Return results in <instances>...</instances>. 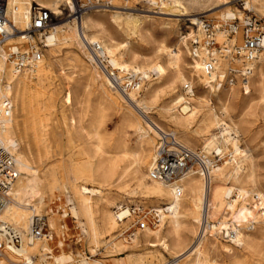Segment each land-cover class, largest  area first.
I'll return each mask as SVG.
<instances>
[{"label":"bare ground","instance_id":"obj_1","mask_svg":"<svg viewBox=\"0 0 264 264\" xmlns=\"http://www.w3.org/2000/svg\"><path fill=\"white\" fill-rule=\"evenodd\" d=\"M5 1L6 15L16 30L12 33L10 32V28L7 27L9 36L0 42V102L5 97H9L12 103V110L14 107V109H19L21 114H24L28 101L40 102L38 106V111L40 112L52 108L51 102L45 104L48 94L42 84L43 79H46L44 78L45 76L38 75V81L33 83L28 80L29 78H23L24 75L22 77L19 76L25 73V71L22 73L13 71L11 64L5 58L6 51L4 47L7 49L10 46L18 45L17 43L19 42L22 43L19 36L20 33L27 30L29 26V14L34 6H39L50 12L51 23L50 28H48L49 32L43 33V43H45L46 48H49L48 53L50 56L55 57L54 51L56 49L72 47L81 51L88 63L92 65L90 56L86 50L85 39L87 42H96L101 45L109 55L112 66L122 71L139 75L141 83L144 81L149 83L153 74L158 79L161 78V81H165L160 85L152 84L154 83L152 82L146 89H142V97L138 101L134 96H137V90L127 92L125 96L117 94L120 92L112 88L106 76L101 74L92 65L93 72L90 76V83L95 86L99 96V104L100 106L106 104L114 108L116 112L121 113L122 123L128 124L135 134L136 141L133 149H129L123 139L119 138L117 141L110 143L108 148L99 153V155L83 151L79 153L80 158L61 162L46 169L42 174H38L32 166L27 125L23 124L20 127L16 124L13 119L15 114L13 115L12 112L10 119L0 124V145L14 152L16 170H18L19 174L15 184L11 188L9 203L0 211V224L7 223L12 225L22 235L21 245L5 250L0 257V264H71V262L72 264H106L103 260H87L84 258L74 263L71 256L64 254L59 257H45V253H51V250L46 246L49 241L43 239L33 240L29 236L30 217L33 214L42 213L39 209L44 200V192L53 193L55 191L67 190L68 188L72 191L76 203L75 208H70L71 214H73L72 216L76 221L78 217L85 221L87 231L81 229V234L85 236L87 232L91 255L96 254L99 244L103 243L110 255L122 252V250L125 252L124 257L113 259L111 264H151V261L143 258L138 253H128L126 251L128 248L122 243L115 242V237H113L123 224L126 226L128 220L124 221V219L131 217V215L130 209H127L126 206L117 207L113 196H110L108 191L115 185H118L127 174L131 175L135 180L134 191L138 194V198L134 197L133 199L166 206L162 210L156 207L153 209V211L160 213L161 224L164 218L166 219L163 225L160 224L153 229H136L132 237L128 236L125 238L128 241L131 240V243H129L130 248L147 245V247L154 249L159 245L165 251L171 248L175 252V257L173 258L175 262H171V264L181 261L182 264H211L207 259V252L210 246L207 236L211 237V231L219 228L218 232L221 236L223 232L224 241L231 242L240 247L247 257L252 255L255 250V240L253 237L241 234L240 227L244 225L245 229L252 230L254 227L251 224L255 220L261 219L264 222V195L259 193L254 195L259 198L255 211L253 214H249V221L244 219V216L248 215L246 206L244 205V198L248 194H253L252 188L254 184L252 180H247L246 176H241L244 167L241 164L242 161H237V157L242 152L235 136L236 132L223 123L213 110L211 98L214 89L209 88L207 85L209 81L215 79L217 74L213 73L207 77L202 73V64L206 60L205 52L200 50L197 57H193L189 49L188 54L192 60L189 69H192L193 73L186 80L183 75V71L186 68H181L179 65L182 53L179 47L171 49L167 53L164 51L167 54L169 63L161 62L162 60L159 61L158 57L154 60H143L131 52L127 42L117 44L114 37L104 30L101 22L89 14L92 11L84 12L77 18L73 17L74 19L66 21L76 11L73 0ZM227 1L231 5L225 6L217 12V22L220 23L226 20L242 21V12L234 7L235 5L229 0ZM171 2L175 7L179 8V2ZM152 3L154 4L155 2L153 1ZM59 8H61L60 11H58ZM180 8L176 9L179 13L178 17H185L187 14L186 9L183 6ZM243 9L247 12L250 9H255L261 15H264V0H245ZM63 16L65 17L64 19L62 18ZM190 21L196 22L197 20L193 18ZM114 23L116 24V22ZM116 25L128 39L137 37L144 31L136 22L130 20H126L124 26ZM199 28V31H201L200 25ZM216 35L219 38L222 35L223 40L221 42L217 40V42L219 44L223 43L225 40L223 34L217 32ZM201 36L202 31L198 37L200 38ZM235 40L239 43L240 37L237 36ZM41 63L43 64L41 65ZM38 64L41 66H38ZM38 64L34 69L26 71H29L30 74H35L38 68L40 74L45 73L46 75H50L52 73L47 61L44 62L41 59ZM216 64L220 74H222L228 67L229 61L225 58L217 57ZM232 65L238 66L239 63L234 61ZM263 65L264 55H261L253 65V77L258 78L263 76ZM65 71H62V75L71 83L72 78L66 76ZM251 82L253 84L255 80L252 78ZM179 84H182L185 89L183 93L185 98L181 94L174 92L176 86ZM248 84L249 81H247L244 91L242 90L247 96L250 93ZM197 87L203 88L204 92H202V95L196 94ZM260 91L262 92L261 89ZM229 93H232L231 89L228 91ZM166 94H169V101L161 107L164 113V117L160 120L162 124H166V126L180 134L181 141L183 140L184 143H187L191 139L187 131L192 125L197 124L194 134L202 139L201 150L206 155H210L211 150L215 153L216 157L220 158L224 154H229L230 159L228 162L222 163L220 166H213L215 163L212 164L202 153L203 161L208 168V178L199 166H195L198 168L193 167L179 180L170 183H163L150 178L149 173L156 159V144L154 141L158 137L159 131H163L150 114L152 109L151 104L159 96ZM234 99H237V96ZM190 101L196 105H192ZM64 103L66 105L72 103L70 92L65 95ZM133 113H136L142 119L144 126ZM72 124H75L74 119H72ZM214 130L218 132L214 133ZM17 133H21L24 140H20L23 143V147L18 157H16V153L19 147L15 141ZM35 137V143H45V139L42 136L37 138L34 134ZM112 147L119 150L117 154L110 153ZM231 163L234 166L228 174V178L231 179L232 184H216L215 180H218L220 175H223L224 167ZM143 169L145 172H143ZM146 180H149L150 183H146ZM86 184L92 187L88 188ZM177 191H179V195ZM239 205H241L240 208H238ZM115 208L116 212L110 211ZM165 214L168 215L165 216ZM229 222L230 224H228ZM197 225L198 231L194 235V242L191 245L189 244L190 246H185L186 242L180 246L182 232H185V237L189 239V235L195 233ZM129 229L130 225L123 231V236ZM139 231L140 233H138ZM1 239L2 235L0 233ZM222 249L226 253L231 252V249L226 246H222Z\"/></svg>","mask_w":264,"mask_h":264},{"label":"rangeland","instance_id":"obj_2","mask_svg":"<svg viewBox=\"0 0 264 264\" xmlns=\"http://www.w3.org/2000/svg\"><path fill=\"white\" fill-rule=\"evenodd\" d=\"M101 1H106L108 3L102 6L98 5L84 8L81 12L76 13L78 5L75 0H73L76 11L66 21L77 18L84 12L92 11L89 12V14L101 22L104 30L114 37L117 44L127 42L131 52L143 60H154L158 57L159 61L162 60L161 62L169 63L166 53L171 49L179 47L183 53V55L181 53L179 65L181 68H186V71H183L186 80L189 79L190 75L193 73V70L189 69L192 60L189 57L188 51L191 47L190 42L192 37L201 35V31H199L200 28L198 27L199 22L206 20L215 24L218 23L216 20L217 12L222 10L225 6L231 5L227 0H153L155 2L154 4L152 0ZM171 1L179 2V8L183 6L189 16L186 14L185 17H178L179 13L176 9L179 8L175 7ZM234 7L242 12V18L253 16L264 23V15H261L257 10L250 9V11L247 12L241 6ZM60 10L61 8L58 9V11ZM96 10L98 12H94ZM62 18L64 19L65 17L63 16ZM193 18H196L197 21L191 22L190 19ZM125 19L136 22L142 27L144 29L142 34L128 39L116 25L124 26ZM114 22H116V24ZM48 32L49 29L44 34ZM44 34H41L42 37L40 36L38 39L43 41ZM150 38L152 41L149 40ZM216 39L221 42L223 40L222 35L220 38L216 35ZM4 49L6 51L5 47ZM48 51L49 48L43 49L42 60L44 62L47 61L48 67L52 72L50 75H46L45 73L40 74L37 68L35 74H30L29 71H25V73L19 76L22 77L24 75L23 78H29L28 80L33 83L38 81L40 75L45 76L44 78L46 79H43L42 84L44 90H46L48 94L45 100L46 103H44L48 104V102H51L52 108L40 112L38 111L40 102L28 101L24 114H21L19 109H14V107L12 110V114H15L13 119L16 124L20 127L23 124L27 125L30 155L32 157V166L35 171L38 174H42L46 169L61 162L76 160L81 157L79 153L83 151L99 155V153L108 148L110 143L117 141L119 138L123 139L129 149H133L136 141L135 134L132 129L129 128L128 124L122 123L121 113L116 112L114 108L106 104L100 106L99 96L95 86L90 83L93 67L88 63L82 52L72 47L62 48L56 49L54 51L55 57H52ZM42 64L43 63H41V65ZM41 65L38 64V66ZM63 70H66V76L72 78L71 83L62 75ZM253 76L254 72L248 79V89L250 90L248 96L242 91L241 85L238 82L235 86L222 90H214L211 98L213 110L216 112L219 119L236 132L235 136L242 152L237 157V161H242L241 164L244 167L241 176H246L247 180H252L254 184L252 188L253 194H248L244 198V205L248 213V215L244 216V219L247 221L250 219L249 214L251 215L254 213L257 202L259 201V198L254 195L256 193L264 195V101H262L264 100V74L258 78ZM252 78L255 80L253 84L251 82ZM164 81L165 80L161 81V78L158 79L153 74L149 83L147 81L142 82L143 84L141 83L140 92H137V96L134 95L136 100L139 101L141 99L143 90L146 89L149 84L154 82L152 84L160 85ZM230 89L232 93L228 94ZM68 92L71 93L72 103L70 105L64 103V97ZM174 92L184 96L183 93L185 89L182 84H179L176 86ZM202 92H204L203 88L197 87L196 94L202 95ZM117 94L121 95V93ZM235 96H237V99H234ZM168 99L169 94L161 95L151 104L152 109L150 114L161 126L162 132L173 133L177 141L191 151H201L212 164L215 163L213 166H220L222 163L228 162L230 159L229 154H224V156L220 158L218 156L216 157L212 150L210 151V155H206V153L201 150L202 139L194 134L197 124H194V126L192 125L189 129L190 131H187L191 139L188 140L187 143H184L183 140L181 141L182 138L180 134L166 126V124L160 122L164 117L161 107L168 103ZM190 103L196 105L191 101ZM133 114L144 126L142 119H140L136 113ZM72 119H74L75 124H72ZM217 132V130H214V133ZM34 134L37 138L42 136L43 139H45V143H35L34 139H36V137L34 138ZM15 137V141L18 143L19 147L16 153V157H18L23 147V143L20 142V140H24L21 133H17ZM156 142L157 138H155L154 143L156 144ZM118 151L117 148L112 147L110 153L117 154ZM233 166L232 163L227 164L223 169V175H220L219 179L215 180V183L218 185H231V179L228 178V174L231 172ZM143 172H145L144 169ZM146 183H150L149 180H146ZM86 187L91 188L92 186L86 184ZM112 188L108 193L110 196H113L117 207L124 205L123 207L126 206L127 209L140 208L152 211L155 207L161 210L166 207L165 205L150 204L144 201L141 202L139 199H133L134 197L138 198V194L134 191L135 180L129 174L125 175L122 181ZM43 196L44 200L39 210L42 211V214L47 215L48 225L53 234L52 240L46 245L47 248L51 250V253H45V257H59L64 254L71 256L74 263L84 258L87 260H103L106 264H111L113 259L125 256L123 250L122 252H116L110 255L103 243L99 244L96 254L91 255L89 252L87 232L85 236L81 234V229L87 231L85 221L80 217H78L76 221L72 216L73 214H71L70 208H75L76 203L73 193L69 188L53 193L44 192ZM222 202H224V200H222ZM240 207L241 205H239L238 208ZM110 211L114 213L116 212V208ZM167 215L168 214H165V216ZM127 220L126 226L123 224L113 235V237H115V242L122 243L127 247L128 249L126 251L128 253H138L142 255L143 258H147L148 261H151V264H171V262H175L173 259L175 257V252L171 248L168 251H165L163 247L159 245L154 249L147 247V245L130 248L131 246L129 243H131V240L128 241L125 238L128 237L130 232L135 231L136 227H132V217L124 219V221ZM165 221L166 219L164 218L161 225H163ZM228 224H230V222ZM129 225L130 230L123 236V231L127 229ZM243 226L244 225L240 227V233L244 236L253 237L255 240L254 243L256 245L254 253L247 257L240 247L231 242L224 241L223 232L221 236L218 232V228L215 231H211V237L207 236L208 242L210 243L207 259L211 264H264V222H262L261 219L255 220V222L251 224V226L254 227L252 230H247ZM197 231L198 225L195 229V233L189 235V239L185 237V232H182L180 246L183 245L184 242H186L185 246H190L195 240L194 235ZM138 233H140V231ZM222 246L230 248L231 252L226 253L222 249ZM244 258L246 259L244 260ZM176 264H182V261Z\"/></svg>","mask_w":264,"mask_h":264},{"label":"built area","instance_id":"obj_3","mask_svg":"<svg viewBox=\"0 0 264 264\" xmlns=\"http://www.w3.org/2000/svg\"><path fill=\"white\" fill-rule=\"evenodd\" d=\"M229 1L233 5L241 7L245 2V0ZM75 2L78 5L77 12H81L84 8L102 6L108 3L101 0H75ZM50 23L49 10L34 6L29 14V26L19 36L22 43L8 47L5 52V58L11 64L13 71L22 73L26 70H32L41 61L43 49L46 47L45 43L38 37L46 32ZM199 25L202 36L199 38L198 35H193L190 51L193 57H197L200 50L205 52L206 60L201 68L205 76L217 74L207 86L214 90H222L239 82L244 91V87H246L247 81L253 73L254 63L261 55H264V23L256 17L246 16L242 21L226 20L216 24L202 20ZM7 27L12 33L16 30L6 15V1L0 0V42L9 36ZM217 32H221L224 36L225 40L221 44L217 42ZM237 36L240 37L239 43L235 40ZM84 42L92 65L106 76L112 88L117 89L124 96L130 91L137 90L140 92L141 79L139 75L112 66L109 55L98 43H90L85 39ZM217 57L229 61L228 67L222 74L217 68ZM234 61L238 62L239 65H232ZM11 112V100L9 97H5L0 102V124L10 119ZM158 134L156 159L149 173L151 179L170 183L179 180L195 166L201 167L208 178V168L203 161L201 151H191L185 148L170 132L159 131ZM18 175L14 152L0 145V211L9 203L10 191ZM177 194L179 195V191ZM130 215L133 219L132 227L135 226L139 230L153 229L161 224L160 213L152 210L130 208ZM0 233L2 235L0 257L5 250L21 245L22 235L12 225L1 223ZM133 233L134 231L130 232L128 236L132 237ZM29 236L33 240H52L53 234L48 225L46 214H33L30 217Z\"/></svg>","mask_w":264,"mask_h":264}]
</instances>
